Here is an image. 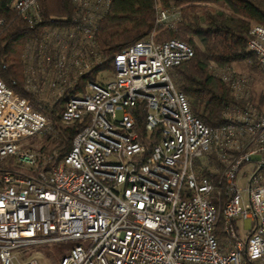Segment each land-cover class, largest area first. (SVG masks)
Segmentation results:
<instances>
[{
	"label": "built area",
	"instance_id": "2783aa9c",
	"mask_svg": "<svg viewBox=\"0 0 264 264\" xmlns=\"http://www.w3.org/2000/svg\"><path fill=\"white\" fill-rule=\"evenodd\" d=\"M75 2L82 21L44 31L32 73L56 98L76 91L61 121L83 128L64 158L27 148L50 122L0 80V264H39L23 251L69 241L76 244L60 264H264V115L236 107L224 125H205L173 77L193 48L157 43L154 32L115 56L112 79L98 73L81 91L99 63L89 49L112 0ZM14 7L41 21L37 0ZM156 10L160 27L181 20L178 10ZM248 47L264 71L263 26L252 27ZM211 71L237 95L247 82L232 68ZM257 156L246 201L237 181ZM239 220L251 221L247 240Z\"/></svg>",
	"mask_w": 264,
	"mask_h": 264
},
{
	"label": "trees",
	"instance_id": "16d2710c",
	"mask_svg": "<svg viewBox=\"0 0 264 264\" xmlns=\"http://www.w3.org/2000/svg\"><path fill=\"white\" fill-rule=\"evenodd\" d=\"M15 2L0 0V80L48 118L49 129L31 138L33 144L40 145L36 152L43 156L58 152L62 159L83 128L79 123L69 126L61 121L66 102L76 91L69 90L64 97L56 98L51 90L44 92L42 76L35 79L32 73L40 67L38 51L44 31L72 28L82 21L84 10L75 0H37L41 21L30 23L15 9ZM159 5L181 12L176 28L157 25ZM257 24L264 27V0H112L109 11L97 21L93 46H86L94 52L93 62L98 59L99 63L82 80L80 89L86 79L95 80L98 73L113 72L118 53L154 32L157 43L177 39L193 48L195 56L176 67L174 80L188 98L194 116L209 127H220L226 123L229 110L246 108L248 103L215 76L211 67L231 69L243 61L259 65L248 47L250 31ZM77 42L86 44L81 35ZM207 160L200 164V174L206 173Z\"/></svg>",
	"mask_w": 264,
	"mask_h": 264
},
{
	"label": "rangeland",
	"instance_id": "374dc122",
	"mask_svg": "<svg viewBox=\"0 0 264 264\" xmlns=\"http://www.w3.org/2000/svg\"><path fill=\"white\" fill-rule=\"evenodd\" d=\"M232 70L235 71L237 76L245 78L247 82L245 83L242 91L235 93L240 99H244L248 106H252L257 109L259 113L264 115V71L259 67V65L255 61H243L239 63H235L232 65ZM112 72H104L103 75H100V79L104 81H108L112 79ZM48 90L47 87H44V92ZM46 98V97H45ZM47 102L51 101L50 97H47ZM239 107V106H237ZM34 108V107H33ZM236 108V107H234ZM241 108V107H240ZM118 117L121 118L122 114L118 113ZM41 136V135H40ZM39 136V137H40ZM33 139H29L26 142L27 148L33 147L35 151L40 148V145L35 142L32 143ZM29 147V148H30ZM260 159L259 156L253 158L252 163H248L241 168L238 177V187L241 188L242 194L246 201H248V190H247V176H250L253 172L254 162H257ZM212 164L215 166L213 169H217L218 163L212 157ZM220 170H218L219 172ZM264 178V170L261 172ZM238 227L241 228L240 235L242 239L247 240L249 236V231L251 230V221L250 220H239ZM76 244L73 241L62 242V243H53L46 246H38L27 249L23 252L32 253L36 256L39 264H60L61 259L68 254L70 248ZM49 255V256H48Z\"/></svg>",
	"mask_w": 264,
	"mask_h": 264
}]
</instances>
